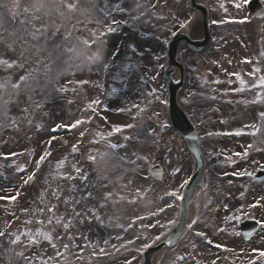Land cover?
<instances>
[{"label": "rangeland", "instance_id": "1", "mask_svg": "<svg viewBox=\"0 0 264 264\" xmlns=\"http://www.w3.org/2000/svg\"><path fill=\"white\" fill-rule=\"evenodd\" d=\"M247 1L237 9L235 4L242 0H206L211 35L209 46L198 55H191L184 48L181 52L188 82L178 94V102L201 135L204 154L218 148L215 136L208 133L215 134L222 126L221 132L227 136L225 133H231L241 121L253 122L254 113H258L256 110L264 111V102H261L254 106L256 110H253V104L250 111L245 112L247 103L244 100L250 91L234 90L241 85L233 73H239L247 82L244 90H250L251 84L264 76V58L261 63L250 60L263 52L264 20L249 18ZM261 2L264 6V0ZM68 4H75V8L70 10L66 7ZM194 16L190 0H0V59L24 65L23 68L0 65V82L10 81L6 89L0 90L3 97L0 99V123L3 124L0 128V192L6 195H15L17 190L21 192L12 204L0 201V228L6 222L11 224L5 236L0 237V264H42V261L46 264H125L126 259L133 257L132 264H141L144 249H137L151 243L157 235L162 238L170 231L171 226L143 228L141 225L157 220L161 225H167L173 219L177 201L165 193H181L180 185L194 170L183 140L169 126L167 103L161 102L167 101L164 79L167 44L172 32L181 29L179 24L188 25ZM231 19L246 20V23L227 25ZM21 20L29 23L22 24ZM113 20L120 23L114 24ZM34 26H45V36L33 40L30 33ZM108 26L116 30L108 33ZM101 32L105 34L101 36ZM163 39L168 43L162 44ZM85 40L95 43L86 48L82 43ZM93 56L102 59L90 63L88 57ZM245 60L251 63H245ZM104 64L109 67L105 69ZM46 66L51 67V73L47 75ZM254 69L259 71L255 76L249 75ZM30 71L34 79L29 80V86L22 85L18 92L12 89L11 83H16L20 76ZM61 88L66 91H58ZM153 89L160 99L148 95ZM241 94L244 97L238 109H229L235 107L228 108L227 103L237 100ZM4 100L9 103L4 104ZM94 100L101 102L92 105L95 113L89 108ZM149 100H152L151 104ZM133 104L145 111H138ZM238 110L237 114H229ZM226 116L229 120L222 125ZM244 116L246 119L243 120ZM78 119L88 122L76 129L53 131L58 125H70ZM129 124L134 126L126 127ZM114 127H123V131L116 133ZM81 132H85L83 137ZM52 137H55L50 149L52 155L41 165L34 181L18 189L22 177L35 170V161ZM234 137L229 145L219 147L227 158H214L210 167L219 168V175L226 169L252 173L256 168H262L264 136L263 139L254 138L256 143L243 135ZM76 144L79 150L73 152ZM109 144L120 147L112 149ZM249 145L253 147L248 149ZM246 149L247 158L234 155ZM10 153L23 154L5 159ZM89 154L96 157L95 161L87 159ZM61 160L64 164L57 170ZM155 163L164 172L162 182L153 181L147 174V169ZM73 164L82 169L86 179L77 176ZM17 166L25 171L19 172ZM177 168L181 171L173 175ZM58 173L71 174L75 179H62ZM214 176L217 177V173ZM53 189L59 192V199L52 195ZM66 200L69 202L65 203ZM248 201L257 200L247 199L238 204L229 201V219L217 220L216 225L208 222L213 229L225 231L226 243H240L238 219L253 213L249 211L252 209ZM169 203L173 205L171 208L158 216L151 215ZM51 205L56 206L55 216H63L64 222L72 221L67 231L63 223L58 225L54 220L52 224L47 223L53 215L47 211ZM260 207L264 208V203ZM41 208H44L43 213L39 211ZM73 209L81 216L76 217ZM256 211L253 214L262 222V229L249 244V262L256 260L257 264H264V255H261L264 252V211ZM212 215L208 210L204 222ZM137 217L147 219L136 220ZM29 219L32 224L26 225L25 221ZM40 220L44 223H37ZM129 224L132 227L126 232ZM26 229L51 232L56 248L42 239L39 244L29 245L23 236L20 243L12 244L14 237L9 233ZM195 233L193 227L184 235L177 246L178 255L197 247ZM69 235L74 239L70 241ZM116 236H123L124 240L110 239L109 245L103 243L104 239ZM128 239L135 243L127 245L126 250L116 251L110 246L116 244L119 247ZM97 242L98 246H89L97 245ZM64 244L69 245L67 250ZM101 247L107 255L99 254ZM176 251H170L156 263L178 264Z\"/></svg>", "mask_w": 264, "mask_h": 264}, {"label": "snow or ice", "instance_id": "2", "mask_svg": "<svg viewBox=\"0 0 264 264\" xmlns=\"http://www.w3.org/2000/svg\"><path fill=\"white\" fill-rule=\"evenodd\" d=\"M246 2V0H242L241 3H236L235 4V7L237 9L241 8L244 6V3ZM66 7H68L70 10L74 9L75 8V4H68L66 5ZM221 7H223V5H221ZM134 19H138L137 18H134ZM20 23L22 24H27L29 23V21L27 20H21ZM113 23L114 24H119L120 21H116V20H113ZM186 24L185 23H180L179 24V28L181 29H184L186 28ZM116 29L112 26H108L107 27V32L108 33H111L113 31H115ZM47 31V28L45 26H41V27H35L34 26V30L30 33L31 34V37L33 40H39L41 37H44L45 36V33ZM105 33L101 32L100 35L103 36ZM93 35H95V33H93ZM172 35L175 36L176 33L175 32H172ZM84 44V46L86 48H89L91 47V43H95V41H92L91 43L87 40L83 41L82 42ZM162 44H167L168 43V40L167 39H163L161 41ZM39 51V50H37ZM67 51L69 52H73L74 49H68ZM262 55H264V53H262ZM102 58H100L99 56H93V57H88V60L90 61V63H93V62H96L97 60H101ZM245 63H251V61L249 60H245L244 61ZM0 65H6L7 67L11 68L13 66H17L19 68H23L24 65L23 64H19L18 62L16 61H13L11 63H9L7 60H3V59H0ZM47 67V74H50L51 73V67L50 66H46ZM104 67L105 69H107L109 67L108 64H104ZM160 67H163V65H160ZM34 71V70H33ZM259 69H254L252 73H249V75L251 76H255V73L258 72ZM232 75L236 76L238 79H239V84L241 85L240 88L238 89H234L235 91H244V86L246 85V81L240 76L239 73H233ZM31 79H34V76H33V72L30 71V72H27L25 75H22L19 77V81H17L16 83H11V87L12 89L14 90H17V92L20 90L21 86H25V87H28V82L29 80ZM153 79H155V77H153ZM10 83V81H5V82H0V90H4L8 87V84ZM84 83H87L86 81ZM252 88H259V89H262L264 90V76H260L259 79H258V82H254L253 84H251ZM58 91H66L65 88H61V89H58ZM113 91H115L113 89ZM148 95L150 96H154L156 99H160L159 97H156V90L153 89L151 92L148 93ZM2 95H0V99H2ZM4 104H8L9 101L8 100H4L3 101ZM162 103H167L166 100H161ZM254 102H264V92H261V93H258L257 95V98H256V101ZM101 102L99 100H94L91 102V104L89 105V108L90 110L95 113L96 112V109L94 107H92V105H99ZM36 107H39V103H36ZM132 107H135L137 108L138 111L140 112H144L145 109L143 108H140V106L138 104H133ZM129 109H120V111H127ZM25 112H27V109H24ZM158 116V114H156ZM260 118L262 120H264V113H260ZM91 119V117L89 118V120ZM86 122L88 121H85V120H76L74 123L70 124V125H65V124H61V125H58L57 128H54L53 131H57L58 129H61V128H69V129H76L78 128L79 126H82L83 124H85ZM13 124H15V121H13ZM134 125H127L126 127L128 128H131L133 127ZM3 127V124L0 123V128ZM136 127H140V125H136ZM161 127H166V125H162ZM246 127H251L253 129V131L249 134L251 135H255L257 132L260 131V128L256 127L255 125H251V126H246ZM114 132L116 133H119V132H122L123 131V127H114L113 129ZM236 135V136H240L242 134H245V133H242L240 131H236L235 133H225V135ZM85 135V132H81L80 133V136L83 137ZM209 136L211 135H214V133H208ZM55 139V137H52L51 139H49L47 142H46V149L45 151L40 155L39 159L35 161V170L32 171L31 174H28L26 176H23L22 177V185H18V189L20 187H22L23 185H29L30 183H32L34 181V178L37 174V172L39 171L41 165L52 155V152H51V146H52V141ZM125 139H128L127 137H125ZM109 147L112 148V149H116L118 147H120V145L118 144H109ZM253 147V145H249L248 146V149H251ZM248 149H246L244 152L240 153H235L234 155L238 156V157H241L242 159L244 158H247L248 156ZM79 149H78V144L76 145H73V152H77ZM23 153H10V154H7L4 158L5 159H11L12 157L14 156H17V155H22ZM104 155H107V154H104ZM103 158V156L101 157ZM88 160L90 161H95L96 157L89 154L88 157H87ZM130 163H133L135 164V161H131ZM64 164V160H61L57 163V170H59ZM75 173L77 174V176H80V178L82 179H86V176H84L82 174V169L78 166H76L75 164L72 165ZM262 169H264V165L261 166ZM17 170L21 173H23L25 171V169L21 166H17ZM181 169L177 168L173 171V175L177 174L178 172H180ZM60 175V178L62 179H68V180H72V179H75V177H73L71 174H62V173H58ZM234 175H249V173L247 172H239V173H233ZM188 183L187 180H185L181 185L180 187L183 188L186 184ZM139 191V190H138ZM21 195V192L19 190L16 191L15 195H6L5 193L3 192H0V201H7L9 204H12L14 203L15 201L18 200V198L20 197ZM52 195L56 198V199H59V192L56 190V189H53L52 191ZM89 195H91V193H89ZM110 195V194H109ZM165 195L167 196H170V197H173L175 198L176 200H183L184 197L183 195H181L179 192L177 191H172V192H167L165 193ZM42 199V202H43V196L41 197ZM69 201L66 200L65 203H68ZM262 202H264V198H261V200H257L254 204L250 205V207H257L258 205H260ZM76 203H79V201H76ZM173 205L171 203L167 204L166 206L164 207H159L158 210L156 212H153L151 213L152 216H158L160 213H163L165 212L166 208H171ZM55 205H51L49 207H47V211L49 213H53V215L49 216L48 218V221L47 223L48 224H52L53 223V220L55 221L56 224H61L63 223V228L65 229V231H67L71 225H72V221L69 219L67 222H64V217L63 216H55L54 215V210H55ZM39 211L41 213H43L44 211V208H41L39 209ZM25 213L28 212L27 209L24 210ZM73 213L76 217H79L81 216V213L79 212H76L75 209H73ZM96 219L99 220V216H96ZM144 219H147V217H137L136 220H144ZM37 223H40V224H43L44 221L40 220V221H37ZM133 223H135V221H133ZM178 221L177 219L173 218L171 220L168 221L167 225H161L159 220H157L155 223H150V224H142L141 227L143 228H154V227H157V226H160V227H168V226H171V227H175L177 225ZM197 223V220L196 219H193L190 223H187L186 224V228L187 229H192L194 225H196ZM25 224L26 225H30L32 224V220L29 219V220H26L25 221ZM11 227V224L10 223H5L3 228H0V237H4L5 234H6V229ZM132 227V224H129L127 228H125V231L127 232L130 228ZM9 235L13 236L14 239L11 240V243L12 244H18L21 242V237H26L28 242H29V245H32V244H39L41 239L42 240H46L49 244H51V246L53 248H56V243L54 242V237L52 235L51 232L49 231H44V230H41V229H37L35 232H33L31 229H26L25 231L23 232H12V233H9ZM197 236H200V237H203L205 236V233L204 232H197L196 233ZM139 237H137L138 239ZM55 239H58V237H56ZM68 239L71 241L73 240L74 238L69 235L68 236ZM110 239H115L117 241H122L124 240V237L123 236H116L114 238H108V239H104L103 243L105 245H109L110 244ZM161 240V236L160 235H157L152 241L151 243H145L142 245V248L140 249H137V251H141L143 249H148L149 247L152 246V244H155L157 241H160ZM170 242V240L168 241ZM135 243V240L133 239H128L127 241H125L124 243H121L119 245V247H117L116 244H111V248L115 249L116 251H120L121 249H127V245H132ZM209 243H211V241H209ZM90 247H96L98 246V242H97V245H91L89 244ZM64 249L67 250L69 248V245L68 244H64L63 245ZM217 248H220L221 245L217 244L216 245ZM61 253H58V255H60ZM96 253H93V255H95ZM99 254L101 255H107L108 253L106 252L105 248H99ZM20 256H23V252H20L19 253ZM261 255H264V252L261 253ZM82 258V257H81ZM135 259L134 257L132 259H126L125 260V264H132V260ZM42 264H46V262L42 261ZM212 264H215V261L212 262Z\"/></svg>", "mask_w": 264, "mask_h": 264}, {"label": "water", "instance_id": "3", "mask_svg": "<svg viewBox=\"0 0 264 264\" xmlns=\"http://www.w3.org/2000/svg\"><path fill=\"white\" fill-rule=\"evenodd\" d=\"M191 7L193 10H199L201 14L202 38L192 39L186 33H178L173 37L168 47V66L165 71V77L168 80V114L171 125L174 130L178 131V133L185 138L187 147L196 160L198 168L187 186L184 199L180 203L181 212L178 224L165 240L155 246L149 247L144 252L142 255L143 264H152V258L159 250L164 247H172L176 243L185 228L187 209L193 199L196 186L201 184L203 174V159L199 151L196 135L177 104V93L181 89L183 80V68L178 58V50L184 42L190 50L198 53L205 49L209 38L206 8L199 4L197 0H191ZM248 7L251 11V16H255L257 18H261L263 16L261 7L256 0L252 1ZM175 73H177V76L173 78ZM148 173L155 180L159 181L162 179V170L157 164L150 167ZM169 240L170 242H168Z\"/></svg>", "mask_w": 264, "mask_h": 264}, {"label": "bare ground", "instance_id": "4", "mask_svg": "<svg viewBox=\"0 0 264 264\" xmlns=\"http://www.w3.org/2000/svg\"><path fill=\"white\" fill-rule=\"evenodd\" d=\"M197 1L200 4L203 3V6L205 5L204 2H203L204 0H197ZM199 17H200L199 12L198 11H195V16H194L193 22L191 23V25L189 26V28L184 31L191 38H195L199 34V31H200L199 25H198L199 24V19H200ZM157 256H159V254Z\"/></svg>", "mask_w": 264, "mask_h": 264}]
</instances>
